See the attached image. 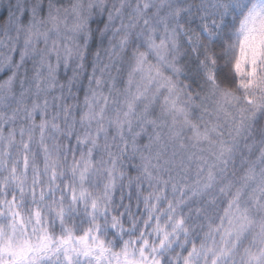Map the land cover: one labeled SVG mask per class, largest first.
Returning <instances> with one entry per match:
<instances>
[{"label":"clouds","instance_id":"obj_1","mask_svg":"<svg viewBox=\"0 0 264 264\" xmlns=\"http://www.w3.org/2000/svg\"><path fill=\"white\" fill-rule=\"evenodd\" d=\"M0 264H264V0H0Z\"/></svg>","mask_w":264,"mask_h":264}]
</instances>
